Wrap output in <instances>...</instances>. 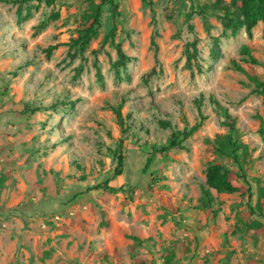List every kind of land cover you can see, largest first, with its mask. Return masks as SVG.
<instances>
[{
    "label": "rangeland",
    "instance_id": "1",
    "mask_svg": "<svg viewBox=\"0 0 264 264\" xmlns=\"http://www.w3.org/2000/svg\"><path fill=\"white\" fill-rule=\"evenodd\" d=\"M20 1L0 0V264H264V20L113 0L82 47L103 0ZM227 138L243 190L207 198L209 165L239 171Z\"/></svg>",
    "mask_w": 264,
    "mask_h": 264
},
{
    "label": "trees",
    "instance_id": "2",
    "mask_svg": "<svg viewBox=\"0 0 264 264\" xmlns=\"http://www.w3.org/2000/svg\"><path fill=\"white\" fill-rule=\"evenodd\" d=\"M32 1H40V0H21L20 3H29ZM52 0L46 1V5H51ZM103 4L110 5L111 13L113 16L117 15L118 6L113 2V0H103L101 4H99L95 8V13L93 16H90L89 21L87 22L86 29L80 33V35L74 39L75 45H81L82 47H85L91 38H93L96 35L97 27L99 26V18H100V9ZM234 6L236 7L237 12L240 13V15L243 18V22L247 27V30L254 27L258 22L264 20V0H235ZM242 54L249 56V50L244 47L242 48ZM252 62V58L250 59ZM252 68H249V75L252 76ZM257 87H261V92H264V84H257ZM116 115L119 118V113L117 110H115ZM227 117V116H226ZM228 127L231 129L234 125V122L229 118V116L226 119ZM119 122L121 123V120L119 119ZM162 127L164 129H168V124H162ZM190 135V132H172L170 136V141L167 147H162L159 150H152V153L150 154L147 164H150L153 160L154 155H160L168 151L170 148L173 147H180V143L185 140ZM181 137V139H180ZM227 146L231 149V157L236 162V164L239 166L238 163V156L237 152L239 151V147L236 145L235 142H232L231 138H227ZM123 160L124 156L122 153H118L115 157V168L114 172L117 173V175H121L122 173V166H123ZM206 181L205 186L206 189L203 190V195L205 197L210 196V192L214 191L217 194H233L239 191H242L243 188H236L233 186V183L239 179H245V173L243 172L242 168L239 166L238 172H233L224 166H221L219 164H211L207 167L206 170ZM1 181H0V187H1ZM97 189H104V190H111V187L109 186L108 182H105L101 186H97ZM249 199H252L251 194H249ZM264 215V214H263Z\"/></svg>",
    "mask_w": 264,
    "mask_h": 264
}]
</instances>
